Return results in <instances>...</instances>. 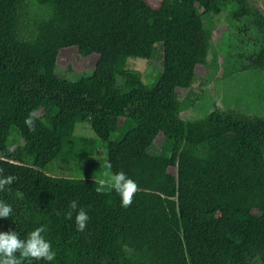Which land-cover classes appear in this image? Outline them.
Wrapping results in <instances>:
<instances>
[{
  "label": "trees",
  "instance_id": "1",
  "mask_svg": "<svg viewBox=\"0 0 264 264\" xmlns=\"http://www.w3.org/2000/svg\"><path fill=\"white\" fill-rule=\"evenodd\" d=\"M224 9L209 60L206 18ZM70 47L97 55L90 77L55 74ZM158 52L148 87L127 58ZM218 66L221 76L264 70V15L247 0H0V169L17 177L0 191L13 209L0 232L25 239L42 226L55 253L24 264H264V120L180 115L206 87L197 69ZM153 127L159 145L144 138ZM13 136L23 145L9 148ZM104 151L138 185L127 208L98 181L49 175L53 164H99ZM74 199L89 216L83 232L75 213L66 219Z\"/></svg>",
  "mask_w": 264,
  "mask_h": 264
},
{
  "label": "rangeland",
  "instance_id": "2",
  "mask_svg": "<svg viewBox=\"0 0 264 264\" xmlns=\"http://www.w3.org/2000/svg\"><path fill=\"white\" fill-rule=\"evenodd\" d=\"M147 1L154 7H157L161 2V0ZM247 1L252 10H258L264 15V0ZM228 11L229 9H224L217 17H212V19L206 18L207 22L215 24V28H207L211 39L209 60H212L218 51L216 32L229 26ZM96 62L97 55L95 54L85 57L79 54L75 47L63 48L59 51L55 74L67 81L76 82L80 78L90 77L95 70ZM127 66L132 70L140 71L143 74L144 83L148 87H153L160 77L162 62L158 52V55L150 61L137 57H129L127 58ZM219 71V66L214 70L211 67L206 69L199 67L197 69L194 84L199 83L203 79H206L207 84L202 93L194 100L193 105L180 114L181 118L191 122L200 121L205 119L212 111L218 109L221 111H231L248 119L264 120V70H250L228 76L219 75ZM151 126H154V124ZM80 132L91 136L89 127ZM144 138L152 139L158 145L162 142V137L154 127L145 134ZM13 139L18 141L16 146H12ZM22 145L23 140L18 136L11 137L8 142V146L11 149ZM101 157L104 158L103 161L95 165H92V163L98 160L97 157L92 158L88 162L89 165L82 163L76 165L53 164L49 167V175L77 179L87 178L98 181L103 178V171L105 170V151Z\"/></svg>",
  "mask_w": 264,
  "mask_h": 264
},
{
  "label": "clouds",
  "instance_id": "3",
  "mask_svg": "<svg viewBox=\"0 0 264 264\" xmlns=\"http://www.w3.org/2000/svg\"><path fill=\"white\" fill-rule=\"evenodd\" d=\"M35 115L34 112L30 113L24 121L29 131L35 130ZM104 169L103 178L98 180L95 191L103 193L114 190L120 198L121 207L131 206L135 194L139 191L137 183L123 171L114 173L111 162H105ZM16 179L14 175L4 176L3 169H0V191L13 184ZM12 211L10 204L0 201V218L8 219ZM74 213L77 230L83 232L89 216L83 208L78 206L75 199L68 205L66 219L71 220ZM44 230L42 226L36 227L25 239H21L16 231L0 232V264H24L25 260L53 261L55 253L52 251V245L42 235Z\"/></svg>",
  "mask_w": 264,
  "mask_h": 264
}]
</instances>
